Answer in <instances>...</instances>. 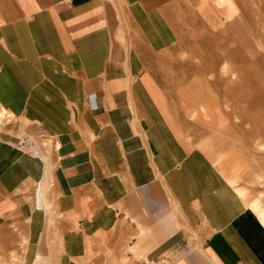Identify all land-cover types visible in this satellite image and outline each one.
Here are the masks:
<instances>
[{"label":"crops","instance_id":"0c3cea01","mask_svg":"<svg viewBox=\"0 0 264 264\" xmlns=\"http://www.w3.org/2000/svg\"><path fill=\"white\" fill-rule=\"evenodd\" d=\"M260 1L264 16V0ZM252 16L245 0H0V82L11 98L6 102L17 107L6 105L55 131L65 146L67 163L57 167L63 180L59 191L74 192L66 197L60 192L56 200L66 222L60 224L62 257L53 264L82 260L90 248L87 236L105 227L128 239L129 254L142 259L135 260L139 264H264V223L239 198L219 166L232 160L231 138L220 130L200 131L202 119L192 115L200 111L191 95L201 87L195 81L201 78V68L191 65L188 71L185 64L192 61H179L178 54H172V48L187 40V33L204 29L215 36L210 46L224 52L212 56L211 62L232 63L225 50L234 42L243 53L246 48L249 57H257L251 52L264 46V38L246 33ZM193 52L188 57L200 61L201 54ZM236 73L232 71L231 78ZM175 79L192 82L173 85ZM50 80L49 93L72 95L63 101L65 108L57 109L65 112L69 100L77 105L85 95L92 101L97 96L110 110L111 121L123 117L127 107L140 128V139L129 137L128 131L121 136L124 132L110 124L101 128L99 114L84 111L76 121L77 132L68 133V114L57 119L43 112L48 107L38 105L33 96L26 97L31 91L45 94L39 86ZM93 121L99 122L94 129L99 127L89 153L103 167L82 162L76 151L79 142L74 135ZM0 149L24 183L22 161L10 163L13 149L3 143ZM19 158L27 159L23 154ZM38 164L34 157L29 173L36 176ZM6 166L0 171L3 181ZM78 169L89 183L83 178L74 181L73 171ZM24 204L21 194L1 198L0 216L17 215ZM35 216L31 209L28 226L0 233L4 243L17 240L15 235L28 240L24 261L31 242L40 240L31 224ZM36 256L42 257L31 251L28 264Z\"/></svg>","mask_w":264,"mask_h":264},{"label":"rangeland","instance_id":"374dc122","mask_svg":"<svg viewBox=\"0 0 264 264\" xmlns=\"http://www.w3.org/2000/svg\"><path fill=\"white\" fill-rule=\"evenodd\" d=\"M259 2L261 1L245 0L250 14L253 15L250 18L252 19V25L247 29L246 33L249 36L259 34L264 38V16L261 14ZM185 37H187V40L184 41L185 43L181 41L182 45L172 48V51H174L172 54H178L179 61H192V63L186 62L187 64H185V68L189 69L188 71H191V65L196 69L198 66L201 68L199 69L201 71V78L195 80L201 87L196 89L195 93L191 95L194 102L199 104L200 111L194 110L192 115L197 116L200 120L202 119L200 131L204 132L207 129H214L220 130L225 135L230 136L229 138H231L232 145L234 146L232 160L227 161L228 164L219 163V166L222 167L224 177L234 188L239 198L244 200L245 204L251 208L252 203H258V206L264 212V46L256 47L251 52V54L259 56L249 57L250 52L244 48L243 53L234 42V44L227 48V51L224 49L227 54L231 55L232 63L224 62L220 64L210 61V58L215 54L224 53L218 48L210 46L209 40L215 36H210L204 29H200L191 34L187 33ZM200 42V46L192 47V45H188ZM194 49L195 53L201 54L200 61L197 58L192 60L188 57L194 53ZM242 54H244L243 64L240 62ZM38 66L42 68V61L38 63ZM232 71L237 72L234 79L230 76ZM244 80H246V83ZM172 81L173 85L180 81H184L185 84L192 82L191 79H175ZM2 83L3 86L6 84L5 81H2ZM49 83V85H44L43 83L39 86L40 89L46 92L45 94L35 95L34 93L33 95L31 91V94H26V97L29 99L33 96L38 105L44 106L45 109L48 107V109L42 110L43 112H51L55 114L57 119H63L68 114L70 118L68 120V133L77 132L75 130L76 121L80 120L79 115L84 111L87 114H99V118H101L99 122L102 123L101 128H105L110 124L113 125L116 131L119 132L121 129L124 132L120 134L121 136L125 135L126 131H128L129 137L140 139L138 137L142 134L137 133L140 128L139 126H135L136 119L130 117L127 107H123L124 109L121 113L123 117L119 115L116 120L111 121L108 116L110 110L103 104L101 97L99 96L102 101H97V96H94L95 100L92 101L90 100V95H85L83 96V102H78L77 105L72 100H69L67 112H64L57 109V107L65 108L66 105H64L63 101L66 100V97L71 99L72 95L58 94V90L56 93H49L53 88L51 80ZM18 87L21 88L20 86ZM208 91L211 93H208ZM6 101H11V98L4 91L0 82V113L2 114L0 117V143L13 149L10 163L16 164L22 161L24 183L26 184L15 176L14 170L8 165L7 157L0 152V171L1 167L7 163V175H5L7 179L4 181L0 180V199L10 194H21L25 198L24 207L17 215L14 212H10L0 216V233L5 231L15 233L25 224L28 226L27 215L30 214L31 209L33 212L35 211L33 204L37 182L33 177L35 176V172L29 173L28 171V167L34 156L43 157L44 155L45 164L42 170L43 172L49 171L50 178L46 181L45 185L41 186L45 202L47 203L44 208L45 212L41 215L35 211L34 214L36 216L32 217L33 221L31 223L35 225V228L39 232L38 236L40 240L37 238V240L31 242V246L27 245V247L30 246L31 248L25 253L24 261V248H26L28 240L22 239L20 235H18L19 237L15 235V238H18L17 240L4 243L1 242L2 239L0 238V264H28L29 254L33 250L40 252L42 255L38 264H53L54 260L57 262L62 257L63 229L60 227V224L66 222L64 220L65 213L59 210L56 200L60 192H62L61 195L64 197L74 192L59 191V185L63 180L59 176L57 167L59 163L61 165L67 163L64 154L65 146L55 131L42 128L41 123L32 121L19 108H17L18 110L10 109L6 104L12 107L17 106ZM210 103L217 105L215 106V104L212 105ZM214 106L215 108L212 109ZM51 108L53 109L50 110ZM187 113L190 112L186 110L184 114L186 118H189V114ZM87 118L89 117L87 116ZM99 122L93 121L89 126H83L81 132L78 133V136L74 135V138L79 142L77 146L79 149L76 148L79 159L84 163H93L96 167H99L98 164L100 163V167H103L96 155L89 153L93 141L96 139L97 133L95 131L99 126L96 129L94 128ZM55 140L60 142L61 150L56 149ZM19 153L23 154L27 159L19 158ZM226 165L228 167L225 169L224 166ZM100 170L104 173L108 172L106 169L102 170L100 168ZM73 173L75 182L82 178L84 179V174L80 169L73 171ZM84 181L85 183L90 182V180L85 179ZM79 188L76 187V194L80 192ZM89 194L93 195L95 191L89 192ZM66 217V220H70V217ZM73 225L74 229L79 233L78 223L73 222ZM87 237L90 246L89 251L82 260L79 259L80 257H76L74 264H84L86 261L94 263L97 261L99 264H139L135 260H142L129 254L128 239L118 238L109 228L105 227L100 233ZM54 251L56 252L55 255L53 254ZM18 252L20 254H17Z\"/></svg>","mask_w":264,"mask_h":264},{"label":"bare ground","instance_id":"6f19581e","mask_svg":"<svg viewBox=\"0 0 264 264\" xmlns=\"http://www.w3.org/2000/svg\"><path fill=\"white\" fill-rule=\"evenodd\" d=\"M1 115L2 114L0 113V117H1ZM55 146H56L57 150H61L60 143H59L58 140H55ZM34 157L36 158V161L39 163L38 165L40 166V169L38 170V172H37V174L35 176V180L37 182V188H36V191L34 193V206H35V211L37 213L43 215L44 212H45L44 208H45L47 203L45 202L43 191L41 190V186L43 184L45 185L46 181L50 177H49V171L48 172H43V170H42V167L45 164L44 155H43V157H39V156H34ZM46 187H48V186H46ZM251 206L254 209V211L256 212V214L259 216V218H260L259 220H261L264 223V212H263V209H261L258 206V203H256V202L252 203ZM34 259L35 260L33 261V264H37V260H40V258L38 256H36Z\"/></svg>","mask_w":264,"mask_h":264}]
</instances>
